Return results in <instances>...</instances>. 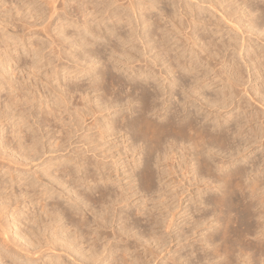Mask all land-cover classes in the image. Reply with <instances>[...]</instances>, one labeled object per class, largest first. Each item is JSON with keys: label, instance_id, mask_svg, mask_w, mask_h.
Returning a JSON list of instances; mask_svg holds the SVG:
<instances>
[{"label": "rangeland", "instance_id": "obj_1", "mask_svg": "<svg viewBox=\"0 0 264 264\" xmlns=\"http://www.w3.org/2000/svg\"><path fill=\"white\" fill-rule=\"evenodd\" d=\"M91 1H93V4L98 0ZM206 1L205 3L207 4H203L204 6H201V8L196 6L192 8L194 9L192 11L191 7L189 8L186 5L187 8L185 7V9L186 11L188 10V13L196 14L201 19V25L202 22L208 21L209 18L214 21L218 20L220 32H217V34L212 32L211 34L212 40L217 44L224 41L227 42L231 35H238V31H232L231 24L229 25V22L226 23L220 12H224V7H226V12L230 11V13L238 16L240 15V12H238L241 6L240 2L237 0ZM249 1L253 5L259 4L264 7V0ZM28 2L29 0H0V264H94L93 260L95 259H97L95 264H129L130 262V264H140L141 262L148 264L154 261L153 258H156L154 264H174V260L181 264H199L196 256L201 255L204 251L209 254L208 256L213 262L207 263L206 260H203V264L220 263L224 257L215 258V247L221 241H217L212 245H210L209 241L205 244L204 251L200 246L202 242L198 241L216 227L217 220L213 214L217 211L215 210V204L210 201L215 196L213 190H206L202 194L206 203L201 205L198 200V184L193 179H196L195 177L201 170L198 168L196 159L189 162L191 170L189 175L192 177V181H188L186 178L183 180V171L181 169L186 167V163L180 160L182 155L180 145H175L173 149L169 148L168 154L172 156V151L174 150L178 157L174 160V168L177 172L173 173V175L170 174V176L167 174L168 172L165 173L163 170H168L167 163L171 164L173 160L169 159L166 162L164 159L157 160L160 151H153L151 148L152 143L147 138L144 128L140 129L135 125L142 106V101L140 100L142 95L140 93L141 90L136 91L134 87L139 85L140 87L148 88L150 91L160 90L163 88V82L166 83L164 80L161 81L162 78H159V68L161 66L159 60V65L153 68L155 72L152 71V73L156 74V77L150 78L152 81L150 79L146 81V73L142 74V70L144 67L146 68L144 59L154 55V53L157 55L159 53L158 49L154 48L148 53L139 35L134 31L130 32L132 25H122L121 23L123 22L118 23L117 17H112L107 21L111 23L114 20L115 23H113L119 31L127 35L130 33L129 42L123 44L118 39H115L113 35H110L111 37L108 41L112 45L118 44V50L124 56L118 55L119 53L117 52L111 57L109 45L105 46L104 44L107 41L104 42L105 39L102 42L100 38L90 37L89 40H94L96 44L82 45L80 42L81 37L74 33L77 30L76 27L67 26L66 23V32L74 35L70 39H65L63 33H61L62 27L59 28L60 25L57 21L53 24L52 34L63 37L65 41L61 48H55V45L49 41L43 31L47 22L51 21L46 17L48 5L41 4L38 1V4L35 3L33 4L35 6H31ZM123 2L128 4V0H123ZM158 2L159 4H157L156 8L146 11V13H150L151 19L148 24L151 25L148 26L145 22L142 26H138L140 32L143 33L145 26L149 27H147V30L152 29L155 19H159V23L162 26L171 27L172 18L165 15L167 13L172 14L175 10L177 12L175 11L174 22L186 21V19L182 18V8L179 10L177 3H175L176 5L169 3L170 0H158ZM120 3L113 4L110 7V11L121 9L118 7ZM210 3H214L219 12L210 6ZM176 7L177 9H175ZM68 10L73 12V5L69 6ZM163 12L166 14L163 15ZM31 14L34 16H31ZM255 14L258 17L260 11H255L251 18H256ZM78 17L80 15H77L75 19H78ZM89 18L92 23L93 17L89 15ZM96 20L94 21L95 24H91L95 28L97 21H100V17ZM182 22L185 23L184 21ZM33 23L36 25H33ZM30 24H32V27ZM57 25L58 27H55ZM101 25L103 27L104 23L102 22ZM29 26L32 29H36L38 33L34 36H29L27 33ZM213 26L208 23V29L205 32L212 31ZM191 29L195 30L197 26L188 27L187 32ZM199 30L202 32V29ZM200 31H195L197 35L194 34L196 41L198 40V46L194 45L193 48L191 45L185 52L182 50L181 45L176 48V39H171L167 45L175 48V50L171 51V55L174 53L172 55L173 60L167 58L164 66H162V68L166 66L170 68V63L172 62L174 65L177 57L179 60L180 56L183 62L186 61L185 64L190 70L181 68L170 73L169 77H171V81L183 78L185 82L187 81L186 83L191 82L193 79L194 70L192 69L199 67L210 71L207 75L209 79L203 87L205 90L200 89V92L193 93L194 96L190 97V101L188 99L189 111L192 114L198 113L197 115L201 112L198 110L203 96L201 93L204 91L208 96H215L216 90L224 87L222 81L213 80L215 70L211 69L218 61L221 62L223 58L221 59V56L218 55L215 57L216 59L210 62L211 64L205 58V60L202 59L205 57V53L201 52L200 45H202V42L200 43L199 39H197L198 34H201ZM106 32L109 34L110 30ZM149 37L151 38V35H147L146 39H150ZM155 38L156 40L158 39L157 36ZM74 40H78L80 47L79 45L72 46L71 42ZM236 40L239 39L237 38ZM236 40H234V44L237 42ZM132 43H134L135 48H131L130 45ZM151 43H154L153 40ZM234 46L223 49L224 53L222 52V55L225 58L228 57V62L222 70L224 69L228 73L232 72V75L236 77L239 75L237 74L238 65L233 60H236L238 55L234 57ZM35 48L39 50H36L38 55L33 54L32 49L35 50ZM58 49L60 50L58 51ZM193 49L196 50V53L193 52ZM75 54L78 55L79 59L75 57ZM128 54L130 56H128V61L135 66L134 71L117 60L121 56L124 59ZM160 57L159 59L162 60L164 56L161 55ZM33 62L35 69L29 68ZM219 67L218 65L217 68ZM244 72L248 77L246 70ZM223 75L225 76L226 73H223ZM112 77L115 81H121L122 85L115 84V87H113L114 84H112L111 86L110 80ZM107 78L108 80H106ZM262 83V79L254 75L252 82L250 81L248 84L259 87ZM191 85L193 88L195 86L199 91L197 82H191ZM191 85L189 84L188 86ZM69 90H73V92L69 93ZM79 93H85L87 96L85 102L81 99ZM173 93L174 98L170 96L171 100H168V103L176 104V108L181 110L184 94L179 86H174ZM195 97H198L197 99L200 98L196 103L198 104L197 107L190 104ZM162 99L158 100V103ZM236 100L238 99L236 98ZM228 102L230 103L227 106L228 108L220 109L216 107L213 115L210 114L205 119L198 117V120L213 127L214 123L225 119L230 120L231 124H233L234 120L240 119L241 123H244L242 125L245 126L240 135L241 137L237 135L238 139L235 140H239L237 142L241 144L244 142L245 145L246 142L243 140L248 132L251 131L250 127H248L249 125L245 124L247 117L245 112L239 108L238 102H233L230 98ZM249 102L250 100H248ZM251 103L252 105L248 107L249 114L256 111L255 107L258 104L253 101ZM154 110H152L153 112H147L146 115L148 117L151 116V119L155 118L154 120L158 122L161 121L163 116L159 113L166 112V108L164 107L161 111H157L158 109ZM218 111L221 112L219 113ZM216 115L219 116L216 117ZM233 116L234 118H232ZM109 121L110 124H108ZM259 124V121H253L257 131L260 128ZM241 138L244 139L242 140ZM254 138L253 143L251 142V145L248 144L249 148L243 152V148H245L243 147L240 150L242 152L238 153L235 160L232 161L237 162L238 168H249L247 173V182L249 184L256 180V174L260 175L264 180V161H260V171L259 169L252 170L253 167L250 161L253 157L256 159L261 157V160H263L264 138L262 142H258L260 136ZM168 145L169 142L165 144L166 147ZM217 148L215 147V151H211L212 155L218 151L216 150ZM194 152V149L191 148L192 156H194ZM218 152L216 154H219L220 157L216 154L215 156L220 161L224 153L220 155L221 150ZM242 153L246 154L242 155ZM246 157H249L248 160L245 159ZM224 159L227 160L228 157ZM234 165L236 166V164ZM147 167L154 173V179L151 184L143 176V170ZM232 167L234 166L232 165ZM60 171L67 173V189L64 192H61L59 187L57 188L54 181ZM217 183L221 182L218 181ZM99 190L110 191L113 194V198H115V194L123 191L125 192L123 196L127 197V200L116 206L119 207L116 211L113 210L114 203L112 201L107 204L105 216L108 219L109 227L101 228L103 237L97 240L95 247L91 245L93 243L91 239L94 234L81 239L75 233L68 235L66 231H63V228L66 225H71L69 220L73 212L72 209L75 207L81 208L88 218H92V210L100 209L101 207L88 198H98ZM259 192H264V188ZM42 203L48 204L45 207L46 211L43 210ZM53 204L58 208L60 215H62V220L60 218L58 220V217L54 219L55 217H53L54 214L51 210ZM200 206L202 207L200 208ZM196 208L202 210L198 212ZM203 210L207 212L208 216H211L206 219L205 225H201V231L199 232L201 236L192 235L191 238L187 239L185 235H182L181 228L186 231L189 227L188 222L192 221L193 215L197 217L198 213L203 212ZM47 212H51L53 215L49 217ZM171 217L175 221L172 224V232L168 234L169 230L165 228H167V221L170 223ZM74 218L77 220L79 217L75 216ZM124 226L127 228L125 233L123 231ZM70 230H73V228H70ZM257 234H253L251 237L256 239L261 236L260 233ZM107 235L110 241L104 238ZM127 243L131 248L126 251L125 256L124 248ZM152 249L153 251H151ZM193 249L195 253L191 254ZM150 251H155V255L150 254ZM114 254L117 255L115 256Z\"/></svg>", "mask_w": 264, "mask_h": 264}, {"label": "bare ground", "instance_id": "obj_2", "mask_svg": "<svg viewBox=\"0 0 264 264\" xmlns=\"http://www.w3.org/2000/svg\"><path fill=\"white\" fill-rule=\"evenodd\" d=\"M38 1H40L41 4L48 5V12L46 14V17L51 21H48L47 24L44 26V30L43 29L42 30L44 31V34L46 35V37L49 38V41L55 45L54 46L55 48L56 47L61 48L64 45V41H65V40H63V37L55 36L52 34L53 24L56 23V21H57V23H59V25H60L59 28L62 27L61 33H63L65 39H70L74 35L72 33L66 32V26L65 25L67 24V26L76 27L77 30L74 33H76V35H79L81 37L80 42L82 45L83 44H96V42L94 40H89L90 37L91 38H93V37L94 38H100L101 41L103 39H105L104 42L106 40L107 41L104 44H105V46L109 45L111 57L114 56V53L117 54V52L119 53L118 55H123L118 50L119 49L118 44L112 45V44H110L111 42L108 41L110 39V37L113 35V37L115 39H118L123 44L129 42L130 33H128V35H127L124 32L119 31L117 29V26H115V24H114L115 23L114 20H112L111 23H109L107 21V20L111 19L112 17H117L118 23L123 22V23H121L122 25L123 24L124 25H132L131 26L132 28H130L131 29L130 32L134 31L135 33H137V35H139V38L141 40H143L144 47L148 53H150V51H152V49H154V48L158 49L159 53L157 55H155V53H154V55H151L148 57L150 59H148V58L144 59V65L146 66V68L144 67V69L142 70V74L146 73V77H147L145 79L146 81H149L150 78L156 77V74L154 75L152 73V71H154L153 68H155L156 65H159V63H158V60H159V62L161 64V66L159 68V78H162L161 81L164 80V81H166V83L163 82V86H162L163 88L162 89L151 90V91L148 90V88H146V87H143V86L140 87L136 83L138 85V87L136 86V87H134V89L136 91L141 90L140 93L142 96H141L140 100L142 101V106H141V109L139 111L140 114L137 116V119L135 117V119H136L135 125L138 126V128H140V129L144 128L145 134L147 135V138H149L151 143H152L151 148L153 149V151H156V152L160 151L159 152L160 154L158 155V158H160V159L157 158V160L164 159L165 162L168 161L169 159L173 160L171 164L167 163L168 170H163V172H165V173L168 172L167 174H169V175L170 174L173 175V173L177 172V170H175V168H174V160H176L178 158L177 153L173 150L172 156H170L168 154L169 148L173 149V147L175 145H178V144L180 145V148L182 150V152H181L182 155H181L180 160L184 161L186 163V167H183L181 169L183 171L182 172L183 177H184L183 180L186 178V179H188V181H192V177H190V175H189L190 171H191L189 162L192 161L193 159L194 160L196 159L195 161L197 162L198 168L201 170V172H199V173L197 172L198 175L195 177L196 179H193V180H196V183L198 184L197 194L199 195L198 200L201 202V205L203 203H206V201L203 200L204 197L202 196V194H204L206 190H213L215 192V196L210 201L212 203H214L215 207H216L215 210L217 212H215L213 215H214V217H216L217 225L209 234L205 235L204 237H202L198 240V241L202 242V243L200 242L201 243L200 246L203 248V251L205 250V244H207L209 241H210V245L215 244L217 241H219V242L221 241V243H219V245L217 244L216 247L214 245V247L216 248L215 258L219 259L221 257H224L220 261V263H217V264H264V192H261V193L259 192L264 188V180L262 177H260V175L256 174V180H254L253 183L249 184L247 182V173H248L249 168L248 169L245 167L244 168H240V167L238 168L237 162H235V161L232 162L233 160H235L236 155L238 153L242 152L240 150L243 147H245V148H243L244 149L243 152H245L249 148L248 144L251 145L250 143L251 142L253 143L254 137L260 136V139L258 140V142H262L263 138H264V7L263 6L261 7L259 4L253 5V3L251 4V2L249 0H237L241 4V6L239 7L240 10L238 11V12H240V15H238V16L237 15L235 16L234 13H230V11L226 12V10H225L226 7H224L225 8L224 12H220V14L222 15L221 17L226 21V23L229 22V25L231 24L232 31L233 30L238 31V35H233V36L231 35L227 42L224 41L220 44H217L212 40L211 34H212V32H214L216 34H217V32H220V24L217 22L218 20L214 21V20H211L209 18L208 21L202 22V25H201V23H200L201 19L199 17H197L196 14L188 13L187 12L188 10L186 11V9H185L186 5H188L189 8L191 7V9L195 8L196 6H200V8H201V6H204L203 4H207V3H205V2H207L206 0H170L169 3H172V4L177 3L178 4L177 7H179L178 8L179 10H180V8H182L181 15L183 16L182 18L186 19V21L180 19L181 20L180 22H177V23L174 22V20H175L174 18L176 16L175 15L176 10H175L174 13H172V14L167 13V15H165L167 17L172 18V19L168 18V19H171V21L173 22L172 23L170 21V23H172L171 27L162 26L161 23H159V19H155V20L153 19L154 20L153 21L154 27L152 29H149V30H147V27L149 25H151V24H148V22L151 19V16H150V13L148 14V13H146V11L149 9H152V8L153 9L156 8L157 4H159L158 0H128V4H126L127 2L122 3L123 0H98L96 3H93V4H92L93 1H91V0H29L28 4L31 6H35L33 4H35V3L38 4L37 3ZM118 2H121L118 5V7L121 9H117V10L111 12L110 7L113 4L118 3ZM238 4H237V6H238ZM71 5H73L75 12L74 11L71 12L72 11L71 9H70L71 11L68 10V7ZM209 5L212 6L217 12H219V9L217 8L216 5H214V3H210ZM220 5H221V3H220ZM177 7L175 9H177ZM166 8H168V7H166ZM193 10L194 9H192V11ZM255 11H260V15L257 17V15L255 14L256 18H251L252 14ZM36 12H38V10H36ZM106 13H107V15H106ZM162 14L164 15L166 13L163 12ZM77 15H80L81 18L78 17V19H75V17ZM89 15H91L93 17L92 23H94V21L96 19L98 20L100 17V21L96 20L97 21V24H96L97 30L93 25H91L92 23L90 21ZM31 16H34V15L31 14ZM182 21H184L185 23H183ZM102 22L104 23L103 27L101 25ZM145 22L148 24V26L144 27V31L142 33V32H140V30H138V26H142V24ZM186 23H187V26H186ZM208 23H209V25H211V26L214 25V26L211 29L212 31L205 32L206 29H208ZM33 25H36V24L33 23ZM194 25L197 26V29H195V30L191 29L190 31L187 32V28L188 27L193 28ZM200 25H201V27H200ZM30 26L32 27V24H30ZM31 27L29 28V31L27 33L29 34V36H34L38 33V31L36 29H32ZM55 27H58V25ZM199 29H202V32ZM213 29H215V30H213ZM107 30H110L109 34H107V32H106ZM195 31L201 32V34H198L199 36L197 39H199L200 43L202 42V45H200L201 52L205 53L204 54L205 57H203L202 59L205 58L206 61H208V63H210V62H212V60L216 59L215 57L218 55L221 56V59L223 58L222 61L220 60L221 62L215 61L217 63L215 65L212 64L214 66H212L211 69L215 70L214 71L215 77L213 78V80L218 79V81H222L224 84V87L219 89V90H216L217 93L215 94V96H208L205 94L204 91L201 93V94H203V96H202L200 104H199L200 107L198 110L201 111L199 113V115H197L198 113L192 114V112L189 111L188 102L190 101V97L194 96L193 93L200 92L201 91L200 89L205 90L203 87H204V85H206V81L209 79L207 77V75L210 71L206 68L203 69V68H199V67L192 69V70H194V76H192L193 79L191 82L192 83L197 82V84L199 86L198 87L199 91H198L197 88H195V86H194V88L192 87L191 82L186 83L187 81L185 82L183 80V78H179L178 80L176 79L174 81H171V79H170L171 77H169L170 73H173V72H175V70H178L181 68L182 69L187 68V66L185 64L186 61L183 62L182 61L183 59H180V56H179V60H178V57H177V59L175 57L176 61L175 60L174 61L176 63L173 65V63L171 62L170 68L168 66L162 68V66H164L167 58L172 59V55L174 53L171 55V51L175 50V48L169 47L167 45L168 42L173 38L176 39V41H175V43L177 44L176 48H178L179 45H181L182 50L185 52V51H187V48L191 45H192V47L194 45L198 46V44H197L198 40L196 41V39H195V35H197V33L195 34ZM180 34H182V35H180ZM23 35H22V37H23ZM88 35H89V37H88ZM147 35L148 36L151 35V38L149 37L150 39H146ZM213 35H215V34H213ZM155 36L158 37L157 40H156V38L154 39ZM237 38L239 40H236ZM152 40L154 43H151ZM234 40L237 41V42L235 41L236 42L235 44H234ZM77 41L76 40L72 41L71 42L72 46H78L79 45V47H80V44H78L79 42H77ZM189 41H190V43H189ZM232 45L233 46L235 45L234 46V50H235L234 51L235 52L234 57L236 55H238V58L236 57L237 59L233 60V62L235 61V64L238 65L237 66L238 67V71H237L238 73L237 74H239V75L236 76L237 78L232 75V72L228 73V72H226V70H224V69L222 70L224 65L228 62V57L225 58V56L222 55L223 49L230 48L229 46H232ZM130 46H131V48H135L134 43H132ZM36 50H37L36 48H35V50L32 49L34 55H36L37 51H39V50H37V51ZM59 50L60 49H58V51ZM191 51H192V49H191ZM193 52L196 53V50L193 49ZM161 55L164 56L162 60L159 59V58H161L160 57ZM128 56H129V54L124 59L121 56V58H118L117 60H118V62L121 61L123 64H125L129 68H132L133 69L132 71H134L135 66L130 61H128L129 60ZM197 56H199V55H197ZM75 57L77 59H79L77 54H75ZM200 61H201V59H200ZM34 62L30 64L29 68L35 69ZM90 64H91V62H90ZM218 65L220 66L219 68H217ZM188 70H190V69H188ZM244 70H246L248 77L246 76ZM80 71H82V70H80ZM223 73H226V75L224 76ZM69 74H70V72H69ZM254 75L259 76V78H261L263 81V83L259 87L254 86L253 84H248V83H250V81L252 82V77ZM108 78L106 80H108ZM150 81H152V80L150 79ZM107 82H109V81H107ZM110 82H111L110 83L111 86H112V84H114L113 87H115V84L122 85L121 81H115V79L113 77L111 78ZM146 83H149V82H146ZM146 83H145V85H146ZM189 84L191 86H188ZM210 84H211V82H210ZM174 86H179V88L181 89V92L184 94L183 100H182L183 107L181 110H180V108H176V104L173 105L172 103H168L169 102L168 100H171V97L174 98V93H173ZM77 88H79V87H77ZM82 88H84V87H82ZM175 88H177V87H175ZM71 92H73V90H69V93H71ZM81 92H82V90H81ZM80 97L84 102L87 100V96L85 95V93L84 94L81 93ZM161 98H163V99L161 101H159L160 103H158V100H160ZM197 98L198 97H195V99L193 101H191V103H190L191 106L197 107L198 104H196V103L200 99V98L199 99H197ZM229 98L232 99L233 102L234 101L236 103L238 102L239 108L242 109L243 112H245V116L247 117L245 124L249 125L248 127H250L251 131L249 130L250 132H248L245 139L241 138L242 140L244 139L243 141L246 142L244 145V142L241 141L244 146L240 142H237L239 140H235V139H238L237 135L240 136L242 134L243 127L245 126V125H242L243 122L241 123L240 119L234 120L233 124H231L230 120L225 119L221 122L214 123L213 127H210V125L205 124V123L198 120V117L205 119L206 117H209L210 114L213 115V112L215 110L214 108H216V107L223 109V108H226L227 106H229L230 105V103L228 102ZM236 98L238 100H236ZM188 99H189V101H188ZM248 100H250L249 103H248ZM252 101L257 102L259 104V106L257 104V107H255L256 111L255 112L252 111L253 113L249 114L250 111L248 110V107L252 105V103H251ZM179 102H180V100H179ZM176 103H178V102H176ZM66 106H68V105H66ZM164 107L166 108V112L159 113L160 115L162 114V116H163V117H161L159 115L162 119V120L160 119L161 121H159V122L154 120L155 118L151 119L150 118L151 116L148 117L146 115V113L149 111H152L154 109H155L154 111H156V109H158L157 111H161V109H163ZM218 116L219 115H216V117H218ZM234 116L232 118H234ZM236 116H237V114H236ZM253 121H259L260 122V124H259L260 128L258 129V131H257L256 127L253 125ZM108 124H110V121L108 122ZM211 126H212V124H211ZM167 142H169L168 147L165 146V144ZM187 143H189V144L187 145ZM163 147L165 148V151H164ZM215 147L216 148L218 147L216 150H218V151L221 150L220 155H222L224 153V155L221 156L222 158H220V161H218L216 156H215V154L218 151L215 153L213 152L214 153L213 155L211 153V151L214 150ZM191 148H193L195 151L194 156H192V154H191ZM181 150H179V151H181ZM245 154L246 153H242V155H245ZM216 155L219 156V154H216ZM262 156L264 157V154ZM227 157H228V159L229 158L230 159L229 160L224 159ZM255 157H256V155H255ZM248 158L249 157H246L245 159L248 160ZM262 159L263 160H261V157L260 158L257 157V159L253 157L252 160L250 159L251 166L253 167L252 170L253 169L254 170L259 169L260 161H264V158H262ZM229 161H230V163H229ZM227 163H229V164L226 165ZM157 164H159V163H157ZM234 164H236V166ZM180 165H181V163H180ZM232 165L234 167H232ZM250 169H251V167H250ZM259 171H260V169H259ZM250 172H251V170H250ZM143 176L145 177V179L148 181L149 184H151V182L154 179V173L152 172V170L149 167H147L143 170ZM66 177H67V173H65L64 171H60L59 174L57 173V176L54 180L56 182L57 188L59 187L61 192H64L67 189L66 183L68 182V180L66 179ZM39 178H40V175H39ZM218 181H220L221 183L218 184L217 183ZM213 185H214V187H213ZM93 189H95V188H93ZM98 192H99L98 198L94 199V198L89 197L88 199L90 201H93L95 204H98L101 207L100 209H102V210L97 209V208H96L97 210L96 209L92 210V218L90 219L85 215V213L83 212V210L81 208L75 207L74 209H72L73 212L71 213V217L69 220L70 221L69 223L71 225L70 226L66 225L63 228V231L64 232L66 231L68 235L75 233L78 236V238H81V239L94 234L92 239H91V241L93 240V243L91 244L92 246H95L97 243V240H99V239H101V237H103V234H102L103 232H102L101 228L109 227V225L107 223L108 219L105 216V214H106L105 209L107 208V204L112 201L114 203V204L112 203L114 205L113 210L116 211V209L119 208L116 206L121 205V203L123 201L127 200L126 199L127 197L123 196V193H125L123 191H121V193L119 192L118 194H115V198H113V194H111L110 191L108 192L106 190H99ZM67 193H68V191H67ZM41 202H43V201H41ZM69 204L71 205V203H69ZM47 205H46V203H42V207H43L44 211H46L45 207H47ZM145 205H147V204H145ZM201 207L202 206H200V208ZM57 209L58 208L53 204L51 210H52L54 215L51 214V212L50 213L47 212V215L49 217L53 215V217H55L54 219H56L58 217L57 218L58 220H60V219L62 220L63 219L62 215H60V212ZM200 210H202V209H200ZM200 210H199V208H196V211L200 212ZM75 216H78L79 218L77 220H75V218H74ZM210 216L207 215V212L205 210H203V212H201V213H198L197 217H194V215H193L192 221L188 222L189 223L188 229L185 231L184 228H181L180 231L183 232L182 235H185L187 239L191 238L192 235H200L201 233H199V232L201 231L200 230L201 225H205V222L207 221L206 219H209ZM174 221L175 220H173L171 217L170 223H169V221H167L168 222V224L166 225L167 228H165L163 226L165 229L169 230V231L167 230L168 234H170L172 232L171 228L173 226L172 224L174 223ZM70 228H73V230H70ZM126 229H127L126 227L123 229L124 233L126 232ZM258 232L261 235L260 237H257L256 239L251 237L253 234H257ZM124 233H123V235H124ZM113 235L115 236V233ZM171 237H172V235H171ZM104 238L105 239L107 238V239H109L108 241H110V238L108 235L104 236ZM181 242H182V240H181ZM105 245H107V244H105ZM148 246H149V244H148ZM195 246H196V244H195ZM121 248H123V247H121ZM130 248L131 247L127 243L125 245V248H124V252H125L124 255L125 256H126V251L130 250ZM107 249H108V247H107ZM196 249L198 250V248H196ZM90 250H91V248H90ZM151 251H153V249ZM151 251H150V254L151 253L154 254L155 251L154 252H151ZM192 253H195L194 249L191 251V254ZM208 255L209 254H207L205 251L201 255H197L196 257L198 259L197 260L198 263L203 264V260H206L207 263L213 262V260L211 258H209ZM86 256H88V255H86ZM188 257H189V254H188ZM188 257H186V258H188ZM85 258H87V257H85ZM153 259L155 261L156 258H153ZM96 260L97 259H95L93 261L96 263L97 262ZM125 261L127 262L128 260L125 259ZM154 261H151L148 264H154ZM214 261H215V259H214ZM127 263H129V262H127ZM140 264H145V263L141 262ZM174 264H181V263L177 262V260H174Z\"/></svg>", "mask_w": 264, "mask_h": 264}]
</instances>
